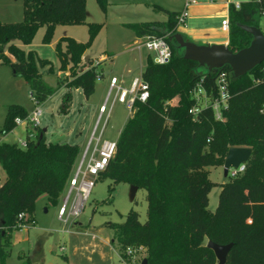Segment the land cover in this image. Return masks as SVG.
Returning a JSON list of instances; mask_svg holds the SVG:
<instances>
[{"label":"trees","instance_id":"16d2710c","mask_svg":"<svg viewBox=\"0 0 264 264\" xmlns=\"http://www.w3.org/2000/svg\"><path fill=\"white\" fill-rule=\"evenodd\" d=\"M87 1L24 0L23 21H0V64L10 66L15 76L25 79L37 105L56 89L43 81L35 53L13 41L28 46L45 28L42 42L49 44L58 26L86 25L87 42L63 37L56 53L60 71L70 73V79L60 80L59 85L65 84L69 91L81 89L90 98L97 80L104 75L92 59L84 61L102 29L100 24L86 22ZM96 2L102 11L107 10L108 0ZM156 9L165 15V22L125 27L138 38H164L172 58L158 65L148 57L141 77L148 84L149 98L145 103L135 101L132 115L116 141L115 156L98 176L114 185L126 183L146 192L144 223L131 211L124 223L107 224L114 231L119 255L130 261L133 251L144 250L147 264H219L207 246L211 242L232 245L225 264H264V63L240 78H234L229 66L200 74L199 64L179 54L170 39L178 31L180 14ZM262 15L264 0L241 3L240 9L230 6V51L236 53L250 45L253 37L241 26L258 27ZM221 71L229 74L230 99L223 119L216 120L213 110L203 108L193 92L201 83L209 100H214ZM64 104L66 111L71 104L70 93L65 95ZM197 106H201L200 112L190 113ZM29 115L21 106H10L2 136L16 128V118L26 120ZM42 132L40 127L28 132L26 148L0 143V168L5 173L0 183V264H7L10 257L9 244L1 239L18 228L19 214L33 217L42 197L58 207L82 154L80 146L47 143L45 135L39 141ZM230 148H250L252 154L242 174L228 176L230 180L220 185L218 204L212 212L209 194L216 184L210 180L208 168L222 167ZM113 191L110 187L109 193Z\"/></svg>","mask_w":264,"mask_h":264},{"label":"rangeland","instance_id":"374dc122","mask_svg":"<svg viewBox=\"0 0 264 264\" xmlns=\"http://www.w3.org/2000/svg\"><path fill=\"white\" fill-rule=\"evenodd\" d=\"M161 1L108 0L105 12L99 8L96 0L87 1L86 22L100 24L102 29L86 52V56L98 64V71L104 75V79L97 80L95 92L90 98H86L81 89L69 91L65 84L59 85L60 80L66 82L70 79V73L60 71L56 53V45L63 37L75 39L77 42H87L89 34L86 25L58 26L49 44L42 42L45 28L38 31L28 46L13 41V44L25 51L35 53L43 81L55 88L56 92L44 103L37 105L31 97L25 79L15 76L10 66L0 64V137L9 144L21 146V142L27 139V133L33 131L34 126L25 121L22 126L16 127L3 137L8 108L12 105L21 106L29 114L38 108L42 111L40 128L47 129L45 134L47 143L78 145L83 151L93 131L99 110L108 98L106 108L107 112L110 110L111 112L103 139L116 142L132 112L125 104L113 103L115 93L109 95V80L112 76L117 78L122 76L131 84L134 78L141 76L146 58L150 57L147 51L141 48L145 38H134L133 32L127 29L125 24L162 20L165 15L152 6L153 3ZM170 1L179 4L182 0ZM23 19L24 0H0L1 22L19 23ZM255 28L264 34V15L259 17V26ZM178 29L183 31L184 25L180 24ZM212 35L216 40L226 37V33L220 30H216ZM170 39L175 41L177 52L183 56L186 49L180 47L174 38ZM111 54L113 61L108 60V55ZM41 60L50 64L43 66ZM51 67L53 72H50ZM213 70H209L207 66H200L198 72L204 74ZM67 93H70L71 104L64 111ZM208 170L210 180L216 184L209 194V209L215 212L221 192L220 185L230 179L224 176V171L220 167H210ZM0 178H5L1 168ZM110 187L114 188L113 194L109 193ZM130 189L131 186L126 183L114 185L108 178L98 179L84 210L78 218L71 219L68 224L58 220V208L69 186L58 207L52 205L48 199H42L36 204L33 214L36 221L34 226L16 228L8 232L6 239H1L3 244H9L7 248L10 257L7 264H24L28 260L31 264H142L146 258L144 250L133 251L130 261L121 259L114 231L107 225L124 223L125 217L131 211L139 214L140 222L144 223L147 220L146 192L138 190L131 201ZM61 248L65 250L62 251Z\"/></svg>","mask_w":264,"mask_h":264},{"label":"built area","instance_id":"2783aa9c","mask_svg":"<svg viewBox=\"0 0 264 264\" xmlns=\"http://www.w3.org/2000/svg\"><path fill=\"white\" fill-rule=\"evenodd\" d=\"M185 1L186 7L194 3V0ZM240 5L241 3L233 4L236 9H240ZM185 18L186 13H181L178 17L179 25L184 23ZM221 25L224 32H229L228 19L223 20ZM141 48L145 49L149 54H152L154 63L158 65H165L169 63L172 58L171 47L164 38L146 36ZM228 85L229 74L221 71L216 80L217 97L214 100H209L201 83L198 84L193 92L197 102H200L203 108H211L213 110L216 120H222L223 111L228 108V101L230 99ZM109 86V95L115 93L113 103L118 102L120 104H125L130 110H132L135 101L145 103L149 98L148 84L143 81L141 76L134 78L128 88H122L119 86L117 78H112ZM107 103L108 98L99 110L91 136L85 149L82 151L73 177L70 181L69 190L58 208V220L63 224H68L71 219L79 217L84 210L92 189L95 186V182L98 180V176L106 169L111 159L115 156L116 142L103 139V133L111 112V110L110 112H107ZM201 106L193 108L190 110V113L197 115L200 112ZM41 116L42 111L36 108L26 120L16 118L15 125L16 127L22 126L26 121L34 127H40ZM29 138L34 140L35 135L29 134ZM2 141H4V139L0 137V143ZM20 147H27V139L24 142H21ZM244 171L245 165L242 164L238 168H230L228 176L235 178ZM1 181L2 179L0 178V183ZM18 222L19 229L28 228L36 224L33 217L27 213L19 214ZM61 250L63 251L65 249L61 248Z\"/></svg>","mask_w":264,"mask_h":264},{"label":"water","instance_id":"95a60500","mask_svg":"<svg viewBox=\"0 0 264 264\" xmlns=\"http://www.w3.org/2000/svg\"><path fill=\"white\" fill-rule=\"evenodd\" d=\"M241 28L251 34L253 39L247 48L236 53L230 51L225 45H198L186 40L178 33L171 38H174L180 47L186 49V53L183 55L185 59L196 61L199 67L207 66L209 70H218L229 66L234 78H240L264 62V34L255 27L242 25ZM88 60L89 57L86 56L84 61ZM45 133L46 129L41 133L39 141L42 140ZM251 154L250 148H230L223 165L224 176L228 177L230 168H238L240 165L246 164L250 160ZM137 192L138 187L131 186V201L134 200ZM207 246L213 250L219 264H225L232 245L220 246L209 242ZM142 264H147V260L145 259Z\"/></svg>","mask_w":264,"mask_h":264},{"label":"crops","instance_id":"0c3cea01","mask_svg":"<svg viewBox=\"0 0 264 264\" xmlns=\"http://www.w3.org/2000/svg\"><path fill=\"white\" fill-rule=\"evenodd\" d=\"M248 1L250 0H194V3L186 7L185 0H182L181 3L179 4H176L170 0H162L160 3H153L154 5L152 6L154 8L160 7L167 11L176 12L179 14L185 12L186 18L183 23L184 29L183 31H180V29H178L177 33L184 36L186 40L196 43L198 45L228 46V39H229L228 32H225L226 37L224 39H217V40H216V37H213L212 34L216 30L217 31L220 30L224 32L222 30L221 23L223 20H226V19L229 20V8L231 5H233L234 3H244ZM165 21H166V17L164 16L162 20H159L156 22L163 23ZM146 22H153V21H146ZM146 22H143V23H146ZM134 38L141 39V38H138L135 34H134ZM142 38H146V37H142ZM148 55L151 56L149 53ZM147 59L148 58H146L145 64L143 66L144 69L147 64ZM108 60L113 61V55L112 56L108 55ZM144 69H143V72H144ZM112 78H117V77L112 76L109 80V84ZM102 79H104V77ZM117 80H118V85L121 86L122 88H128L130 85L129 80H126L122 76L117 78ZM46 132H47V129H46ZM220 168L222 170L223 166ZM42 199H47V197H42L37 203L42 201Z\"/></svg>","mask_w":264,"mask_h":264}]
</instances>
